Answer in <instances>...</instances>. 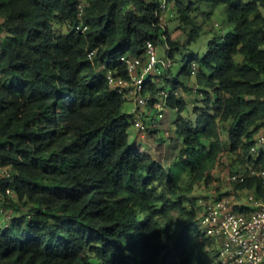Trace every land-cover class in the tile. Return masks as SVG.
<instances>
[{
  "label": "trees",
  "instance_id": "trees-1",
  "mask_svg": "<svg viewBox=\"0 0 264 264\" xmlns=\"http://www.w3.org/2000/svg\"><path fill=\"white\" fill-rule=\"evenodd\" d=\"M163 1L184 43L161 27L160 0H0V166L12 172L0 191L19 200L6 202L0 264H221L197 226L198 198L179 189L214 182L227 149L264 167V151L252 155L264 127V0ZM148 41L173 62L157 76L171 83L169 130L181 141L169 169L131 143L132 115L107 77L128 78L121 57L144 56ZM193 74L206 105L196 120L175 95L192 93L180 77ZM151 77L147 90H163ZM236 189L263 194L257 177Z\"/></svg>",
  "mask_w": 264,
  "mask_h": 264
},
{
  "label": "built area",
  "instance_id": "built-area-1",
  "mask_svg": "<svg viewBox=\"0 0 264 264\" xmlns=\"http://www.w3.org/2000/svg\"><path fill=\"white\" fill-rule=\"evenodd\" d=\"M166 7L165 1L162 10ZM75 30L85 33L88 25L80 22ZM94 51L89 56H93ZM127 67L128 78L108 74V80L114 90L122 94L125 101H133L132 126L140 133L152 129L142 120V108L149 104L157 105L160 117L168 104L169 91L163 89L162 104L155 97L147 96V80L149 76H160L164 70L173 65L169 57L160 58L156 46L148 41L142 57L124 55L120 59ZM161 91V90H160ZM176 93V92H175ZM252 149L253 157L261 153L264 136L256 139ZM249 177L260 178L263 194L255 189H236V185ZM12 180L10 166H0V185L3 180ZM230 182L235 185L233 193L209 191L197 200V226L209 239L217 260L221 264H264V167L248 168L234 173ZM16 197L10 187L0 191V225L8 226L13 219V212L7 208L6 199Z\"/></svg>",
  "mask_w": 264,
  "mask_h": 264
},
{
  "label": "rangeland",
  "instance_id": "rangeland-1",
  "mask_svg": "<svg viewBox=\"0 0 264 264\" xmlns=\"http://www.w3.org/2000/svg\"><path fill=\"white\" fill-rule=\"evenodd\" d=\"M161 3H164L163 0H160ZM160 25L166 34L170 37L171 40L185 42L186 40V31L184 29V25L182 26L179 20L176 18V14L173 8V4L167 5L165 9L160 14ZM210 26L205 24L203 30L205 31ZM56 29L58 31L66 32L68 27L66 25H57ZM166 36L164 38L166 39ZM192 47H195L192 45ZM168 46L166 44L156 45V53L158 57L165 58L168 50ZM237 61L242 62L241 57H237ZM173 66V65H172ZM195 67V66H194ZM180 66L179 64H174L173 73L177 74ZM152 81L157 83V86L161 89L169 90L171 88V83L166 82L164 77L152 76ZM180 80L185 83L187 86L191 88L192 93L186 92L185 89L178 85L176 88L175 95L177 97H182L186 99L189 103V113L185 112V115L195 119V115L192 113L193 109L196 107L200 110H205L206 105L201 98H204V95H200L198 91V86L196 83L195 74L193 75H183L180 77ZM164 91H159L156 93H152L150 91H146L147 96L155 97L158 99V103L162 104V100L164 99L161 95ZM134 107L133 101H125L124 103V111L128 114H131L132 109ZM157 105L149 104L148 106L142 108V120L146 122V125L151 126L152 129L158 127V132L150 133L148 130L146 133H140L135 130L134 127L130 128V134L132 136L131 139H134V135H138V143L141 147L142 144L145 145L144 151L152 155L156 160H158L161 164L164 165L167 169L170 168L172 162L174 161L178 151L181 148V141L175 135L173 131L169 130V125L174 121L177 116V112L175 109L169 107L168 104L165 105V109L162 112V117L159 116ZM229 122L220 124V134L225 145H229L230 136H229ZM264 136V127H262L257 135L256 139ZM139 147V148H140ZM143 149H141L142 151ZM261 150L264 151V146H262ZM241 158V157H240ZM240 158L237 153H233L228 149L221 155L220 163L213 170L212 174L215 177V181L212 182L209 186H206L203 182H198L193 191L190 194L185 192L187 188V182H183L179 192L183 195H187L189 198L191 197H201L209 191L218 190L219 192L233 193L235 190V185L230 182V177L234 174V172H239L247 167V164L241 163ZM218 188V189H217ZM13 200L18 202V197L7 198L6 201L9 202ZM212 249V247H210Z\"/></svg>",
  "mask_w": 264,
  "mask_h": 264
},
{
  "label": "crops",
  "instance_id": "crops-1",
  "mask_svg": "<svg viewBox=\"0 0 264 264\" xmlns=\"http://www.w3.org/2000/svg\"><path fill=\"white\" fill-rule=\"evenodd\" d=\"M175 119H176V118H175ZM175 119H174V121H175ZM174 121H173V122H174ZM173 122H172V123H173ZM172 123H171V124H172ZM171 124H170L168 127H170ZM155 128L159 130L158 127H155ZM155 128H154V129H155ZM129 134H130V131H129ZM130 136H132V135L130 134ZM138 138H139L138 135H134V139H131V137H130V141H131L132 144L136 145V146L139 148L140 146H139V143H138V142H139V141H138ZM139 149H140V150L143 149L142 152H145V151H144V149H145V145L142 144L141 147H140Z\"/></svg>",
  "mask_w": 264,
  "mask_h": 264
}]
</instances>
